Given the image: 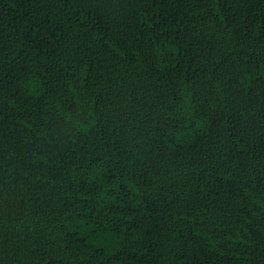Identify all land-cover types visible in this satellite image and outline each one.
I'll use <instances>...</instances> for the list:
<instances>
[{
	"label": "trees",
	"instance_id": "trees-1",
	"mask_svg": "<svg viewBox=\"0 0 264 264\" xmlns=\"http://www.w3.org/2000/svg\"><path fill=\"white\" fill-rule=\"evenodd\" d=\"M0 264H264V0H0Z\"/></svg>",
	"mask_w": 264,
	"mask_h": 264
}]
</instances>
